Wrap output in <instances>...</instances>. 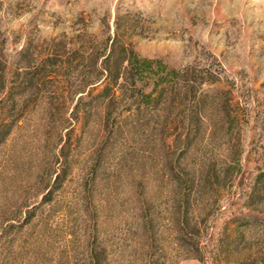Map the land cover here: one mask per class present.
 I'll return each mask as SVG.
<instances>
[{"label": "rangeland", "instance_id": "374dc122", "mask_svg": "<svg viewBox=\"0 0 264 264\" xmlns=\"http://www.w3.org/2000/svg\"><path fill=\"white\" fill-rule=\"evenodd\" d=\"M0 264H264V0H0Z\"/></svg>", "mask_w": 264, "mask_h": 264}, {"label": "trees", "instance_id": "16d2710c", "mask_svg": "<svg viewBox=\"0 0 264 264\" xmlns=\"http://www.w3.org/2000/svg\"><path fill=\"white\" fill-rule=\"evenodd\" d=\"M116 42L114 39L110 51L99 56V58H103V67L97 79L106 82L99 96L106 98L110 96L114 88L128 86L131 98H137L142 103H148L151 94L144 93L138 83H143L145 79L151 77L155 81L153 90L155 91L160 87L165 90V87L171 85L173 79L175 80L177 74L175 69L167 70L162 61H153L141 57L135 50L123 44L116 51ZM112 61L115 64L113 68L111 67ZM90 85H94V83Z\"/></svg>", "mask_w": 264, "mask_h": 264}]
</instances>
